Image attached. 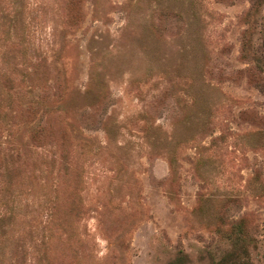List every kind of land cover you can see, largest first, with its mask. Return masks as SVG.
<instances>
[{"label":"rangeland","instance_id":"374dc122","mask_svg":"<svg viewBox=\"0 0 264 264\" xmlns=\"http://www.w3.org/2000/svg\"><path fill=\"white\" fill-rule=\"evenodd\" d=\"M252 2L83 0L68 28L63 0H0V264H214L238 219L255 240L240 258L264 264ZM161 10L183 22L157 35Z\"/></svg>","mask_w":264,"mask_h":264},{"label":"trees","instance_id":"16d2710c","mask_svg":"<svg viewBox=\"0 0 264 264\" xmlns=\"http://www.w3.org/2000/svg\"><path fill=\"white\" fill-rule=\"evenodd\" d=\"M263 0H253L252 2V13H248L247 19L252 15H257V9L261 5ZM83 0H63L62 14L63 21L66 27L74 28L78 25L82 15ZM152 19V30L155 34L161 35L168 29L173 28L172 24L183 22V17L180 13L172 10H161L154 13ZM250 27V26H249ZM262 45L264 49V21L262 24ZM250 31L249 28L244 32L241 39V53L242 55L251 54L250 50ZM261 61L256 63L258 67L264 64V52L261 55ZM94 112L96 109L93 108ZM38 111L35 107L25 111V116L28 122L33 123L28 130V137L32 144L42 146L41 143L50 135V127L46 128L40 120H36ZM96 121H100L98 118ZM102 121V120H101ZM25 122V121H24ZM100 123V122H99ZM225 219L222 217L220 223L224 222ZM227 227L219 229L221 235L225 240L226 250L221 252L219 259L214 264H250L248 261H244L240 258L241 255L248 256V248L254 247L255 240L250 234V230L246 227L242 219L236 221L227 222ZM264 235V231H263Z\"/></svg>","mask_w":264,"mask_h":264}]
</instances>
